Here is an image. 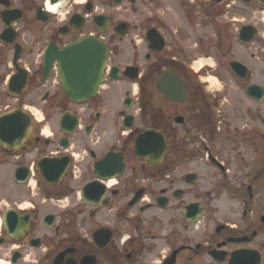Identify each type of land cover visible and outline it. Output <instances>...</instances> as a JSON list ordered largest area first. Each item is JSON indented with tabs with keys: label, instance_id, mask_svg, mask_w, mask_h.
<instances>
[{
	"label": "flooded vegetation",
	"instance_id": "1",
	"mask_svg": "<svg viewBox=\"0 0 264 264\" xmlns=\"http://www.w3.org/2000/svg\"><path fill=\"white\" fill-rule=\"evenodd\" d=\"M86 38L109 57L77 100L54 56ZM22 109L29 131L0 140V264H264V0H0V117ZM147 130L158 163L136 153ZM110 153L122 171L96 173Z\"/></svg>",
	"mask_w": 264,
	"mask_h": 264
},
{
	"label": "water",
	"instance_id": "2",
	"mask_svg": "<svg viewBox=\"0 0 264 264\" xmlns=\"http://www.w3.org/2000/svg\"><path fill=\"white\" fill-rule=\"evenodd\" d=\"M99 20L103 21L102 19ZM154 36L155 30H151L148 34L151 43L154 42ZM108 54L109 50L103 40L86 38L67 47L60 54L57 53L54 56L59 59V66L64 69L61 80L65 85L67 94L71 98L84 100L97 93V86L102 77ZM46 57L48 58V54H46ZM231 65L236 69L238 64L233 62ZM80 81L82 85L78 86ZM15 116L18 119L16 122H13ZM31 117V114L23 109L17 113L12 112L1 116L0 140H10L13 133L18 138H22L29 131L27 126L31 123ZM127 119L129 120V125H126L127 128H132L134 118L127 116ZM75 123L76 120L71 117L68 118L67 115L63 119L64 128ZM15 127H17L16 130H14ZM165 150L166 144L163 138L153 130L145 131L136 141L137 155L140 157H148L150 163H158L163 160ZM116 162H118L117 165H115ZM112 167L114 168V174L116 170L122 171L124 167V161L119 159L116 153H110L109 157L98 162L96 165V173L110 170ZM110 174L113 173L110 172ZM91 188V184H88L84 188L83 197L87 202L90 197ZM232 264H235L234 260Z\"/></svg>",
	"mask_w": 264,
	"mask_h": 264
},
{
	"label": "rangeland",
	"instance_id": "3",
	"mask_svg": "<svg viewBox=\"0 0 264 264\" xmlns=\"http://www.w3.org/2000/svg\"><path fill=\"white\" fill-rule=\"evenodd\" d=\"M149 12L150 11H146V14L149 15ZM198 59H196V60H198ZM210 79H211L212 85H213V87L215 89H219V90H222V91H223V89H225L226 86L224 85V83L216 82L215 76L213 74H210ZM135 91H137V90H135ZM122 94H123V92H122ZM136 97H138V95ZM117 101H118L117 97L115 96V98H114V107H113V110H114V114H113L114 126H113V130H112L113 131L114 143H116L121 138L120 133L123 130L122 124L120 123L121 118H120L119 115H116V110L118 108ZM115 121H118V123H115ZM142 127H143L142 121L138 119L137 123L135 124L134 130L135 131H140ZM125 132L128 133V131H125ZM231 144L232 143H230V141H228L227 139H218V140H216L214 142V147L217 150V152H221L222 153L224 149H226L228 147H232L233 145H231ZM130 163L134 164L135 162L132 160ZM252 166H253L254 169H260L261 168L264 171V164H262V163H260L259 165H254L253 164ZM212 171H213V165L211 164V162H209L208 164L204 163V166L202 167V172H204L207 175L211 176ZM211 177L209 178L210 183L212 182ZM224 195H227V192H225ZM258 195L260 197H264V182H263V184L258 183Z\"/></svg>",
	"mask_w": 264,
	"mask_h": 264
},
{
	"label": "bare ground",
	"instance_id": "4",
	"mask_svg": "<svg viewBox=\"0 0 264 264\" xmlns=\"http://www.w3.org/2000/svg\"><path fill=\"white\" fill-rule=\"evenodd\" d=\"M55 9H57L56 7H55ZM54 10V9H53ZM201 67H202V64H201V62H197L196 64H195V68L196 69H201ZM34 112H35V114L39 117V118H41V114L39 113V112H37V111H35V110H33Z\"/></svg>",
	"mask_w": 264,
	"mask_h": 264
}]
</instances>
